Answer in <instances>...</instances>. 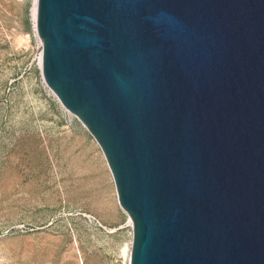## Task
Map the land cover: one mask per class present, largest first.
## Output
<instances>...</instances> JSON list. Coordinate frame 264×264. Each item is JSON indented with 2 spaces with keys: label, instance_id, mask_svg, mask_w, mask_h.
I'll list each match as a JSON object with an SVG mask.
<instances>
[{
  "label": "water",
  "instance_id": "water-1",
  "mask_svg": "<svg viewBox=\"0 0 264 264\" xmlns=\"http://www.w3.org/2000/svg\"><path fill=\"white\" fill-rule=\"evenodd\" d=\"M35 23L132 218L129 264H264V0H37Z\"/></svg>",
  "mask_w": 264,
  "mask_h": 264
},
{
  "label": "rangeland",
  "instance_id": "rangeland-1",
  "mask_svg": "<svg viewBox=\"0 0 264 264\" xmlns=\"http://www.w3.org/2000/svg\"><path fill=\"white\" fill-rule=\"evenodd\" d=\"M34 0H0V264H129L105 156L45 82Z\"/></svg>",
  "mask_w": 264,
  "mask_h": 264
},
{
  "label": "bare ground",
  "instance_id": "bare-ground-1",
  "mask_svg": "<svg viewBox=\"0 0 264 264\" xmlns=\"http://www.w3.org/2000/svg\"><path fill=\"white\" fill-rule=\"evenodd\" d=\"M36 2H37V0H34V7H33V19H34V21L36 20ZM35 25H36V23H35ZM41 54H42V50L40 51V53H39V57H40V66L42 65V63H41ZM46 82V81H45ZM52 90V89H51ZM53 91V90H52ZM73 114V113H72ZM75 115V114H74ZM76 116V115H75ZM129 223H130V225L132 226V218L129 216ZM128 258L130 259V253H129V255H128Z\"/></svg>",
  "mask_w": 264,
  "mask_h": 264
},
{
  "label": "built area",
  "instance_id": "built-area-1",
  "mask_svg": "<svg viewBox=\"0 0 264 264\" xmlns=\"http://www.w3.org/2000/svg\"><path fill=\"white\" fill-rule=\"evenodd\" d=\"M42 44H41V41H40V44H39V46H41ZM39 57V56H38ZM41 61H42V54H41Z\"/></svg>",
  "mask_w": 264,
  "mask_h": 264
}]
</instances>
